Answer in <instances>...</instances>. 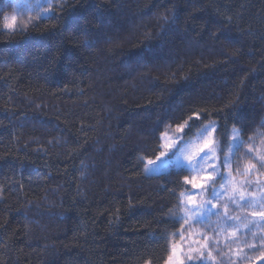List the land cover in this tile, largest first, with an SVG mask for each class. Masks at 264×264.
Listing matches in <instances>:
<instances>
[{
	"label": "trees",
	"instance_id": "16d2710c",
	"mask_svg": "<svg viewBox=\"0 0 264 264\" xmlns=\"http://www.w3.org/2000/svg\"><path fill=\"white\" fill-rule=\"evenodd\" d=\"M69 3L88 40L34 12L0 36V264H164L187 173L146 178L137 156L199 108L263 136L264 0Z\"/></svg>",
	"mask_w": 264,
	"mask_h": 264
},
{
	"label": "snow or ice",
	"instance_id": "6c2138e0",
	"mask_svg": "<svg viewBox=\"0 0 264 264\" xmlns=\"http://www.w3.org/2000/svg\"><path fill=\"white\" fill-rule=\"evenodd\" d=\"M35 13L36 23H32L31 16H29L28 24L32 28H38L40 23L46 21H56L59 24H67L73 26L75 30L80 33L84 40H88L91 35L88 28L83 27L80 21L83 19L87 21V16L83 15L79 9L69 3V0H35L33 4L22 3V0H13L10 3H4L0 0V36L14 35L18 30L28 35L26 28H18V18L24 16L26 13ZM176 19L175 12H172V22ZM230 20L231 17H228ZM97 32L103 30L105 20L103 14L96 18ZM164 20L167 22L168 17ZM225 40H232V37L226 33ZM11 44V41H8ZM53 71L57 70L58 59L53 56L50 61ZM47 71V68L45 69ZM223 111V109L219 110ZM239 110L233 105L229 111L222 117L223 123L216 119H209L211 113L207 108H199L191 110L181 123L176 125L175 136H169L167 132L161 133L159 139L164 141L163 144L158 145V150H153L151 154L144 150L143 155L137 156V165L141 167L142 173L146 178H161L165 176H180L183 173V185L189 186L188 189L180 193V203L184 205L181 211L184 215L176 216L170 213L167 219L162 218L161 223L174 221L181 224L180 230L184 229V225L191 227L193 224H205L212 215L221 216L217 205L228 196V200L223 205L224 222L227 224L229 220H239L238 217H231L228 215V205L233 204L236 207L243 209L248 207L254 209L251 215L259 217V219L249 220L243 224L242 227L249 232L255 228L257 231H264V150L256 147L253 137L249 136L246 142L243 138L247 131L246 126L242 124L238 118ZM207 120V123H203ZM229 121L232 127L229 128ZM261 127H264V121H261ZM193 128H198L199 142L191 150L188 142L183 137L191 134ZM155 129L151 135H155ZM257 135H264V133L257 132ZM227 147V152L224 148ZM242 148H246L245 155L249 157L248 163L245 165L243 172L244 177H255V179H247L245 184L249 187L255 185V190L248 192L247 195L241 191L234 179H232L231 157L235 156ZM154 157V158H153ZM226 169L227 171H222ZM220 182V188L215 185ZM175 190L173 189V192ZM204 192L210 193V199L206 202L197 203L196 197L202 195ZM239 193L237 200L235 195L229 193ZM3 199V189L0 188V200ZM216 201V203H212ZM191 206V216L188 215V206ZM215 209V211H214ZM258 209V210H255ZM235 230H239L241 225L233 223L228 225ZM236 235V231L231 233ZM254 242L245 246L249 251H260L261 255L257 257L260 264H264V235L257 237L253 232ZM203 242L194 241L198 246H189V254L186 261L183 258L182 246L173 242L170 245V254L167 257L166 264H210L214 258L212 253L208 252L205 256L204 249L208 248V238L202 237ZM247 255L241 256L237 253V259H247ZM148 264V262H146Z\"/></svg>",
	"mask_w": 264,
	"mask_h": 264
},
{
	"label": "rangeland",
	"instance_id": "374dc122",
	"mask_svg": "<svg viewBox=\"0 0 264 264\" xmlns=\"http://www.w3.org/2000/svg\"><path fill=\"white\" fill-rule=\"evenodd\" d=\"M25 3L33 4L35 3V0H27L25 1ZM165 132H167L169 136L177 135L176 128L167 129ZM198 132L195 133L191 132L190 135L183 137V139L188 142V146L191 150H194V146L199 142ZM253 140L256 147L260 148L261 150H264V135ZM163 143L164 141L162 140V144ZM224 151L227 152V147H225ZM245 152H246V148H242L235 156L231 157L232 160L231 171L233 174L231 178L234 179V182L236 183L237 187L241 191H244L245 194L247 195L248 192H252L255 190V185L249 187L247 184H245V181L247 179L254 180L255 177L254 176L244 177L241 175L245 165L248 163L245 160L246 159ZM235 167L238 168L239 174L235 173L234 171ZM222 171H227V170L222 169ZM261 179H264V177H261ZM215 186L219 189L220 182H217ZM186 187L187 189L189 188V186L187 185ZM229 195H235L236 199L237 200L239 199V193L233 194L230 192ZM181 199L183 198L180 197V200ZM209 199H210L209 192H204L202 195L196 197L197 203L206 202ZM227 200H228V196H225L224 199L217 205L219 211L221 212L220 217H217L216 215H212L205 224H193L191 227L184 225V229L182 231L180 230L174 236H172L169 242V254H170V245L171 243L175 242L182 246L183 258L186 261V257L189 254L188 252L189 246L197 247L198 245L194 243V241L203 242L202 237L205 236L208 238L207 242L209 245L208 248L204 249L205 256H207L208 252H211L212 257L214 258L213 260L210 261V264H235V263L237 264L243 260V259L240 260L237 259V253L243 256L246 254V252H249L247 257L253 254L255 251H249V249L245 246V242H247L248 244L253 243L254 242L253 232H255V235L259 237L260 235H264V231H257L255 228H253V231L249 232L247 229L242 227V225L247 223L249 220L259 219V217H253L251 215L254 209H250L248 207H244L243 209H241L233 204H229L228 215L231 217H238L239 220H229L227 221L226 224L224 222V216H223V211H224L223 205ZM212 203L215 204L216 201H213ZM182 208H184V205L181 204L179 201V205L177 209H175L173 214H175L176 216L184 215L185 214L184 211H181ZM187 212L188 215L191 216L192 213H191L190 205L188 206ZM181 223L183 222L181 221ZM233 223H237L241 225L239 230H235L231 227H228V225H231ZM233 231H236L235 236L231 235ZM166 261L164 264H166Z\"/></svg>",
	"mask_w": 264,
	"mask_h": 264
}]
</instances>
